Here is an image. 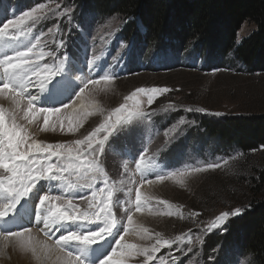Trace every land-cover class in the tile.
Instances as JSON below:
<instances>
[{
    "label": "rangeland",
    "instance_id": "obj_1",
    "mask_svg": "<svg viewBox=\"0 0 264 264\" xmlns=\"http://www.w3.org/2000/svg\"><path fill=\"white\" fill-rule=\"evenodd\" d=\"M15 2H19V6L11 9L9 5L6 6V3L11 4L10 0L0 1V21L6 22L5 13L12 19L18 18L23 11L32 10L34 16L39 18V22L29 20L23 26L25 32L28 27H32L31 33L26 35L32 37L31 40H26L25 35H21L16 41H6L0 46V54L16 49L27 50L36 43L37 38H40V43L33 49L32 55L35 64L40 66L37 69L39 76L31 74L30 79L32 86L35 87L38 81L43 82L45 90L42 93L39 87H36V90L29 88L31 94L35 93L37 96L34 103L48 109H58L61 105L68 106L59 108L61 109L59 113L48 117V126L45 130L46 114L38 111L29 113L27 99L30 92L22 93L18 98L23 101L19 109L14 105V110L9 111L0 104L5 110L6 123L11 124V114L14 113L16 123L31 137L29 143L35 141L70 146H75L76 140L85 139L101 124L107 122L112 124L113 128L110 134L97 133V139L103 140V151L98 154L97 167L100 170L87 168L89 175L94 174L97 177L91 189L81 186L86 182L84 179L80 180L76 188H68V182L75 183L77 175L83 176L85 169H80L78 173L65 172V180L53 181L54 186L49 184L50 181H39L33 192L24 197L16 209L9 211L8 217L0 218V232L33 228L32 230L38 232L42 239L55 246V240L62 234L61 229L65 231L68 225H58L48 230L49 235H45L42 222L37 221L38 216L42 214L46 216V212L39 207L42 195L61 196L60 201L53 203L58 204L62 210L67 209L65 201L71 200L78 212L92 213L96 211V204L107 202L108 194L111 192V216L116 220V227L112 229L113 235L102 234L104 240H98L97 244L80 247L89 249L103 247V250L99 251L101 258L95 260L96 256L90 261L83 257L85 264H98L111 249L116 248V241L125 231L128 234L124 235V240L120 243L133 244L136 248L125 253L124 264H162L161 253L170 257L172 264H206L202 255L205 237L213 233L225 234L229 221L241 215H234L236 209H241L243 213L245 203L257 199L258 196L250 185L254 182L256 172L264 170V148L250 154L233 149L214 155L212 152L216 150V145L213 143L191 138L188 146H181L179 139L188 137L191 133L194 135L204 133L200 129L199 132L192 130L193 132L189 133L192 127L199 126L196 117L218 120L230 116L264 114V73L251 74L243 64L230 62H225L224 68L220 64H215L212 66L213 70H208L211 63L204 56L206 54L198 55L199 50L195 45L176 57L172 51L162 52L161 49L151 51H158L159 55L151 52L146 54L142 45L136 43L131 56L130 45L133 40L126 42L121 36L127 21L119 16L108 18L80 13L79 19L74 20L73 18L78 16L76 7L65 6L66 0H15ZM86 16L87 19L83 23L80 18L84 19ZM57 24L62 25L56 27V30L60 29L72 37L64 44L67 53L73 55V50L77 52L80 50L77 55H73L74 59L69 56H58L56 60L53 58L50 60L51 56H39L40 52L51 51L53 38L50 33ZM74 25L78 26L82 39L74 34L75 29H72ZM2 26L0 23V27ZM34 26H45V29H42V32L37 31L35 29L37 27ZM47 26H53L51 31ZM139 28L144 31L141 23ZM255 30L253 23H245L238 33L239 42L249 37ZM13 34H18V30L10 27L7 35ZM94 56H99L100 59L93 64L91 61ZM61 60L65 63L64 72L53 76L46 70L48 67L55 69ZM133 71L137 73L130 75ZM105 73L111 76L110 80L104 78ZM92 78L99 80V83H89L81 94L85 82ZM138 88H168L171 91L155 94L151 104L148 102L147 94L138 95L139 111L146 115L139 117L133 115L129 118L127 113H122L121 119L117 122L115 110L127 104L129 111H132L135 102L128 100L127 97ZM62 95H66L64 100L62 98L63 101L55 99ZM80 96L81 105L70 111V106ZM32 107L39 109L37 105L32 104ZM187 108H192L193 111H187ZM200 108L205 111H195ZM179 113L181 115L177 117ZM61 123L64 125L63 130L60 127ZM69 124L73 126V131H68ZM173 129L175 131H172ZM159 130L162 131L160 134ZM166 132L169 133L168 136L164 135ZM105 136L108 138L104 139ZM176 145H180L177 147L178 153L171 154L169 158L165 156L163 161V153L175 148ZM100 147V144L93 143L91 150ZM141 156L148 167L141 165ZM82 159L90 158L85 153ZM59 162L65 166L68 163L67 159ZM46 163L56 164L58 158L52 157ZM216 163H219L220 167H209ZM169 165L177 168H171ZM196 168L205 170L196 172L194 171ZM181 172L186 174L181 175ZM10 175L4 169H0V179L7 182ZM140 175L152 179L153 182L149 184L144 180L141 183ZM161 176L166 178L161 180L159 179ZM105 179L107 184L104 183ZM55 184L60 185L61 189L55 190ZM93 191L97 196L90 206L89 200L84 197H92ZM137 191L140 193L143 206L139 211L125 212L126 208L134 209ZM76 193L82 200L77 199ZM47 206L46 204L45 207ZM22 209L33 215L36 221H23V217H19ZM192 212H199L200 215L192 216L190 215ZM224 212H228L229 215L213 227V223ZM129 215L133 219L131 228L127 225ZM200 216L205 218V222L198 221ZM98 226H103L102 222L80 223L71 227L77 234H89V229L98 230ZM157 233L162 239L175 243H172L171 247L161 243L158 251L152 252V247L156 245ZM177 237L181 239L177 240ZM188 248L192 251H187ZM38 249L41 250V246ZM145 249L148 250L147 253L143 251ZM31 252L21 248L16 237L0 236V264H25L24 256L25 259L30 258L32 264H48V260L52 259L49 255L46 258L44 253L37 256ZM218 254L219 252L216 256ZM226 254L221 264L251 262L249 256H241L238 251L229 249Z\"/></svg>",
    "mask_w": 264,
    "mask_h": 264
},
{
    "label": "trees",
    "instance_id": "obj_2",
    "mask_svg": "<svg viewBox=\"0 0 264 264\" xmlns=\"http://www.w3.org/2000/svg\"><path fill=\"white\" fill-rule=\"evenodd\" d=\"M66 5L75 6L79 17L80 13L95 17L119 16L127 21L121 32L124 40L130 42L132 39L135 45L140 43L146 54L161 49L162 52L170 50L178 57L195 45L198 55L206 54L204 56L211 63L208 70H213L215 64L224 68L225 62H230L243 64L251 74L264 73V0H66ZM247 22L253 23L256 30L239 42L238 33ZM74 34L80 36L77 28ZM55 37L63 44L72 38L70 34H55ZM134 73L137 72L130 75ZM196 118L199 126L192 127L189 133L199 132L198 129L204 133L180 138L181 146H188L191 138H197L200 142L216 145L214 155L233 149L250 154L264 148V114L218 120ZM178 146L163 155L177 154ZM253 181L250 186L257 199L245 203V210L240 217L229 221L225 234L213 233L205 237L204 263L221 264L231 249L241 256H249L250 264H264V170L257 171ZM198 221L205 222V218L200 216Z\"/></svg>",
    "mask_w": 264,
    "mask_h": 264
},
{
    "label": "snow or ice",
    "instance_id": "obj_3",
    "mask_svg": "<svg viewBox=\"0 0 264 264\" xmlns=\"http://www.w3.org/2000/svg\"><path fill=\"white\" fill-rule=\"evenodd\" d=\"M43 7V5H41ZM5 15V21H0L3 24L0 27V46H3L6 41H16L21 35L30 34L32 27H28L27 32L24 31V25L27 21L33 20L35 23L39 22V18L34 16L32 10L23 11L18 15V18L9 19L7 13ZM14 27L18 30V34L7 35L8 29ZM51 31V29H50ZM40 43V38L36 39V43L29 47L27 50L16 49L15 51H5L0 54V94L3 93H14L10 97L11 101L15 104L16 108L19 109L21 106V101L18 99L21 97L22 93H28L29 88L32 86L30 79L31 74L39 76L37 69L40 67L38 64H35L32 59L33 49ZM63 42H60L62 46ZM52 56L55 59V52H40L39 56ZM99 56H94L91 63H95L99 60ZM31 65V67H28ZM64 60H61L55 69L48 67L46 70L51 72L53 76L61 74L64 72ZM105 79H111V76L107 73L104 74ZM51 82V81H49ZM89 83L96 84L99 83V80L92 78L89 81L85 82L84 87L81 89V94L83 89L88 86ZM36 87H39L43 92L45 90V84L43 82H37ZM171 91L168 88H138L131 96L127 97L128 100L134 101L135 106L132 111H129V106L125 104L121 108L115 110V115L117 117V122L121 119L122 113H127L128 117L131 118L133 115L139 117L146 115L139 111V100L137 96L140 94H147L149 97V104L152 103L153 96L157 93H164ZM29 94L28 99V112L32 113L38 111L45 113V130L48 126V117L53 116L61 111V109H48V108H39L35 109L32 107L34 101L37 100V96L34 94ZM80 97H77L79 99ZM182 105H169V107H181ZM187 111H193L192 108H187ZM195 111L204 112L203 108L195 109ZM219 115V113H214ZM61 130H63L64 125L61 123ZM113 128L112 124L105 123L101 124L100 127L96 128L95 131L90 133L83 140H76L75 146L65 145V144H44L32 141L29 143L31 137L28 135L27 131L18 125L15 120V114H11V124L6 123L5 121V110L0 107V169H4L6 172L11 175L8 177L7 182L4 179H0V218L8 217L9 211L16 209L20 201L33 192V189L36 188V185L39 181H64L65 172L72 173L73 171L79 172L80 169H85L84 175H77V181L68 182V188L74 189L77 187L81 179H84L86 182L81 185L91 189L93 183L96 180V175H89L87 168H92L94 170L98 169V154L103 151V140L97 139V133L100 132H109ZM55 130V129H53ZM68 131H73V126L68 125ZM172 131H175L173 129ZM165 136H168L169 133H164ZM108 137L105 136L104 139ZM93 143L100 144L101 147L91 150ZM83 146V147H82ZM90 159H82L85 157ZM52 157L58 158V163H46L50 161ZM67 159L68 163L65 166L60 163ZM141 165L148 167L147 162L144 160V157H140ZM140 167L139 165L137 166ZM209 167L218 168L220 167L219 163L209 165ZM204 168H196L194 171L202 172ZM181 175H185V172H181ZM175 175V173H173ZM165 176L159 177V179H165ZM144 180H147L149 184L153 182L152 179H149L145 176L141 177V183ZM107 184V180L104 181ZM131 192V189L129 190ZM97 193L93 191L92 197H84L89 200L90 206L95 202ZM61 196L48 195L44 194L39 199V207L43 212H46L45 215H40L37 217L38 222L43 223V229L45 235H49L48 230L56 228L58 225L63 226L68 225L65 228V231L62 232L59 238L55 240V248H50L47 244L43 245L45 250V257H48V254L53 250L57 253V260L61 261L62 264H85V259L83 258V253L73 251L76 249L77 245L90 246L97 244L98 240H104L102 234H107L109 236L113 235L112 229L116 227V220L111 216V192L108 194L107 202H101L96 204V211L92 213L88 212H78L73 205L71 200H66L67 209L62 210L58 204H54L53 201H60ZM163 203V202H162ZM48 205L45 207V205ZM143 205L141 204V196L137 191L134 201V209H125V212L129 211H139ZM101 213H104L101 215ZM171 214V213H169ZM242 214L241 209L237 208L234 215ZM192 216L200 215L199 212L190 213ZM229 215L228 212H224L221 216L217 218V221L213 223L215 227L216 223L224 220L225 217ZM97 221L102 222L103 226H98V230L89 229V234H77L72 230V225H77L80 223L85 224H94ZM127 225L129 228L133 225L132 216L127 217ZM146 231V230H145ZM32 228H25L23 230H14L11 232H0V236L4 238L16 237L21 248L31 250L34 254L38 252L36 243L33 241V238L29 237L25 239V233H31ZM127 231L124 232V235H127ZM124 235L119 237V240L116 241V248L111 250L106 257H104L98 264H124V255L126 252H129L132 249L136 248V245L133 244H123L120 241L124 240ZM177 240L181 239L180 237L176 238ZM191 243V240L188 241ZM161 243L165 246L171 247L172 243L175 241H170L162 239L159 233L156 234V245L151 249L152 252L158 251L159 245ZM147 253L148 250H143ZM187 251H192L191 248H188ZM139 254V253H137ZM119 257V259H114ZM39 259V257H38Z\"/></svg>",
    "mask_w": 264,
    "mask_h": 264
},
{
    "label": "bare ground",
    "instance_id": "obj_4",
    "mask_svg": "<svg viewBox=\"0 0 264 264\" xmlns=\"http://www.w3.org/2000/svg\"><path fill=\"white\" fill-rule=\"evenodd\" d=\"M31 90H36V87L35 86H31ZM41 90V89H40ZM31 92V91H30ZM33 92V91H32ZM44 93V92H42ZM31 94V93H30ZM35 94V93H34ZM39 95H41V93H39ZM12 95H10L9 93H3V94H0V104H2L4 107H7V109L9 111H12L14 110L13 107H14V103L11 101L10 97ZM81 98V96H80ZM80 98L74 103L72 104L70 107V111H74L76 109V107L80 106ZM21 101V100H20ZM38 102V101H37ZM21 104H23V101H21ZM3 107V108H4ZM50 184V183H49ZM56 185V189L55 190H60L61 187L60 185L58 184H55ZM54 186V185H53ZM43 215V214H42ZM38 223V222H37ZM40 225V224H39ZM78 225V224H77ZM41 226L43 227V223H41ZM35 227V225H34ZM38 228V227H37ZM33 229V228H32ZM35 229V228H34ZM54 229V228H53ZM36 230V229H35ZM50 230V229H49ZM52 231V230H51ZM61 231L63 232L64 229L62 228ZM41 233V232H40ZM44 233V232H43ZM29 237L33 238V241L36 243V246L37 248H39V246H41V250H38L37 253H35L37 256L39 255H44L43 253H45V250L43 248V245L47 244L50 248H55V246L48 242V241H45L44 239H42V237L38 234V232H35L32 230L31 233H25V239H28ZM54 243V242H53ZM80 247H77V252H81L83 253V257L92 261L96 256V259H99L102 257V255H100L99 251L103 250V247H92V249H89V248H80ZM91 248V247H90ZM112 248V247H111ZM110 250V249H109ZM112 250V249H111ZM32 253V252H31ZM50 257H52L51 260H48V264H62L61 261H58L57 260V253L53 250L52 252H50L48 254ZM118 258V257H117ZM116 259V258H115ZM24 260H25V264H32L33 261L30 259V258H26L25 259V256H24ZM23 263V261H22ZM126 264V263H125Z\"/></svg>",
    "mask_w": 264,
    "mask_h": 264
}]
</instances>
